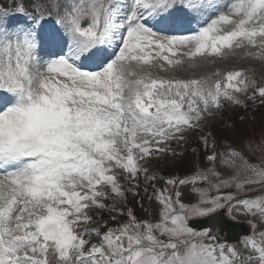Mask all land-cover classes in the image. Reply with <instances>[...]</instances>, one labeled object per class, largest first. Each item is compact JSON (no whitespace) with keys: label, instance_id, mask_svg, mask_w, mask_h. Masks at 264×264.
<instances>
[{"label":"snow or ice","instance_id":"obj_1","mask_svg":"<svg viewBox=\"0 0 264 264\" xmlns=\"http://www.w3.org/2000/svg\"><path fill=\"white\" fill-rule=\"evenodd\" d=\"M235 49L264 58V0H0V264H264V191H222L264 186V159L230 145L165 181L177 190H157V221L129 209L126 223L91 226L93 210L123 214L106 203L126 198L122 181L139 195L141 173L157 178L142 162L180 155L170 142L240 104L234 92L264 97L242 71L177 75ZM188 185L195 203L181 199ZM225 207L253 217L239 246L219 235Z\"/></svg>","mask_w":264,"mask_h":264},{"label":"rangeland","instance_id":"obj_2","mask_svg":"<svg viewBox=\"0 0 264 264\" xmlns=\"http://www.w3.org/2000/svg\"><path fill=\"white\" fill-rule=\"evenodd\" d=\"M26 2L29 5L31 4V0H26ZM49 23H55V19L49 21ZM249 50L255 51V49ZM197 63L200 66L196 69L189 68L186 63L184 67L187 71H180L177 75L180 78H191L193 72H195L197 76H211L215 80L221 79L228 71H242V78L246 77L249 81H255L257 87H264V58L247 56L245 55V49H235L234 53L222 58L213 57L208 60H198ZM217 70L220 71L221 76L212 75ZM255 91V88L250 86L244 92H234L233 95L241 101L240 104H234L228 100L222 101L221 108L212 109L211 115H205L199 127L184 131L182 133L184 136L183 140H172L170 147L180 155L165 154L160 159L153 156L142 162L148 168V175H155L157 178L155 180H145L144 174L141 173L136 181L139 184L137 189L139 195H133L131 191H128L129 182L122 181L126 198L121 200L118 197H114L113 199H108L106 203L111 205L115 202L118 208L123 209V214L109 212L108 210H93V213L90 214L93 215L95 224L91 226L94 227L96 224L103 225L107 221V227H116L121 223L127 222L126 216H128L127 213L130 209L128 200L134 201L132 208L138 216L137 219H144L142 216H145L147 207L155 208L156 203L159 204L156 199L157 190L167 187L173 195L177 190L172 186L166 185L163 180L175 176L183 178L194 173L197 168L206 169L211 167L205 157L213 151L218 154L227 152L229 145L243 152L250 162L260 163L264 159V152H261L257 146L260 144L261 139L264 138V97L259 96L257 93L255 99H253L252 96ZM254 119L257 126L253 122ZM245 128L246 130H244ZM204 138L207 139V147L205 146ZM248 141L253 142L251 146L248 145ZM213 145H215L214 148L212 147ZM216 170L221 173L222 177L231 174V169L221 166L219 160H217ZM196 186L205 187L206 185L197 183ZM191 187V185H188L179 188L182 193L181 199L189 204L195 203L197 199L195 194L191 193ZM222 191L225 193L232 192L237 199H244L259 195L264 191V186L254 183L240 192H237L235 187L222 189ZM213 194L216 193L213 192ZM226 211H228V208ZM231 215L247 222L249 227V221L253 220V217L243 211H233ZM112 216H115L116 219L112 220ZM158 219L159 216H157L155 221ZM106 230V228H101L102 232ZM242 237H237L235 242L239 243ZM95 240L96 238L93 237V242ZM222 242L230 243L224 238Z\"/></svg>","mask_w":264,"mask_h":264},{"label":"water","instance_id":"obj_3","mask_svg":"<svg viewBox=\"0 0 264 264\" xmlns=\"http://www.w3.org/2000/svg\"><path fill=\"white\" fill-rule=\"evenodd\" d=\"M218 218L223 220L227 227L224 228L227 239L228 240H234L236 236L240 234H247L248 228L245 224L240 222H231L229 221L223 214L222 211H219L217 214ZM190 226L193 228L201 229L204 227H212V222L208 221L207 218H199V219H191L190 220Z\"/></svg>","mask_w":264,"mask_h":264},{"label":"trees","instance_id":"obj_4","mask_svg":"<svg viewBox=\"0 0 264 264\" xmlns=\"http://www.w3.org/2000/svg\"><path fill=\"white\" fill-rule=\"evenodd\" d=\"M253 122L255 123V125L257 126L255 119L253 120ZM243 125V124H242ZM244 126V125H243ZM259 127V126H258ZM246 130V128L244 129ZM133 200H128V206H130V209L132 210L133 214L135 215V217L137 218L138 216L136 215V213L133 211L132 205H133ZM159 205L156 203V205L154 206L155 208L152 207H147L146 211H145V216H142L144 219H140V220H152L155 221L157 216H159ZM126 219L128 221V216H126ZM139 220V219H138ZM126 223V222H124Z\"/></svg>","mask_w":264,"mask_h":264},{"label":"flooded vegetation","instance_id":"obj_5","mask_svg":"<svg viewBox=\"0 0 264 264\" xmlns=\"http://www.w3.org/2000/svg\"><path fill=\"white\" fill-rule=\"evenodd\" d=\"M213 231H216V229H214Z\"/></svg>","mask_w":264,"mask_h":264}]
</instances>
